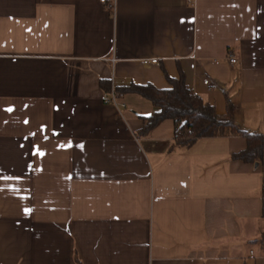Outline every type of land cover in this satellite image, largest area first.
I'll list each match as a JSON object with an SVG mask.
<instances>
[{"label":"crops","instance_id":"crops-1","mask_svg":"<svg viewBox=\"0 0 264 264\" xmlns=\"http://www.w3.org/2000/svg\"><path fill=\"white\" fill-rule=\"evenodd\" d=\"M106 2L0 0V264H264L246 140L142 135L158 108L115 92L182 76L264 135V0Z\"/></svg>","mask_w":264,"mask_h":264},{"label":"trees","instance_id":"trees-1","mask_svg":"<svg viewBox=\"0 0 264 264\" xmlns=\"http://www.w3.org/2000/svg\"><path fill=\"white\" fill-rule=\"evenodd\" d=\"M168 82L170 87L164 90L156 89L151 85L129 84L115 87V92L119 96L126 94L139 95L158 108L156 113L144 119L140 132L142 135H148L161 122L171 120L175 125L174 144L183 148H189L195 142L204 138L243 137L246 140L245 150L234 154L232 158L235 161L259 164L262 167L261 217L264 219V135L248 132L237 126L233 122L230 108H228L226 117L218 116L213 106L205 103L192 92L185 84L182 76L179 79H169ZM107 83L101 81L100 85L105 89ZM259 242L264 245V231L259 237Z\"/></svg>","mask_w":264,"mask_h":264},{"label":"built area","instance_id":"built-area-1","mask_svg":"<svg viewBox=\"0 0 264 264\" xmlns=\"http://www.w3.org/2000/svg\"><path fill=\"white\" fill-rule=\"evenodd\" d=\"M102 4H106L107 0H100ZM107 7L111 10H113V7H114V4L113 2L108 4ZM228 61L231 63V64H235L236 63V59L233 58V57H230L228 59ZM155 62V61H154ZM203 84L205 86H208L210 85L209 84V80H205L203 82ZM101 101L104 102V103H107V104H113L114 106H120L121 104H119V101H118V95L112 90V92L109 94V95H102L101 96ZM250 254H252V252H250Z\"/></svg>","mask_w":264,"mask_h":264},{"label":"water","instance_id":"water-1","mask_svg":"<svg viewBox=\"0 0 264 264\" xmlns=\"http://www.w3.org/2000/svg\"><path fill=\"white\" fill-rule=\"evenodd\" d=\"M142 118H149L150 117V115H143V116H141Z\"/></svg>","mask_w":264,"mask_h":264},{"label":"snow or ice","instance_id":"snow-or-ice-1","mask_svg":"<svg viewBox=\"0 0 264 264\" xmlns=\"http://www.w3.org/2000/svg\"><path fill=\"white\" fill-rule=\"evenodd\" d=\"M9 111H11V109H8Z\"/></svg>","mask_w":264,"mask_h":264}]
</instances>
